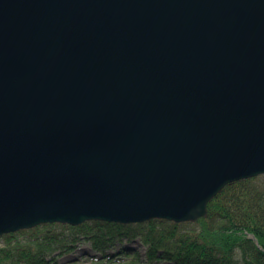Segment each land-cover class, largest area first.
Here are the masks:
<instances>
[{
    "label": "water",
    "instance_id": "1",
    "mask_svg": "<svg viewBox=\"0 0 264 264\" xmlns=\"http://www.w3.org/2000/svg\"><path fill=\"white\" fill-rule=\"evenodd\" d=\"M264 175V0H0V237L206 216Z\"/></svg>",
    "mask_w": 264,
    "mask_h": 264
},
{
    "label": "trees",
    "instance_id": "2",
    "mask_svg": "<svg viewBox=\"0 0 264 264\" xmlns=\"http://www.w3.org/2000/svg\"><path fill=\"white\" fill-rule=\"evenodd\" d=\"M86 244L96 264H264V175L228 185L196 222L44 224L5 235L0 264H60Z\"/></svg>",
    "mask_w": 264,
    "mask_h": 264
},
{
    "label": "rangeland",
    "instance_id": "3",
    "mask_svg": "<svg viewBox=\"0 0 264 264\" xmlns=\"http://www.w3.org/2000/svg\"><path fill=\"white\" fill-rule=\"evenodd\" d=\"M132 248L139 250L141 254L144 251L140 242L134 243L132 245ZM95 254L96 253L93 251L90 245L88 244L82 245L77 249L76 253L70 255L69 257H65L64 259L60 261V263L61 264H96V261H93ZM97 264H112V263H101L100 262ZM122 264H128V263H122Z\"/></svg>",
    "mask_w": 264,
    "mask_h": 264
}]
</instances>
